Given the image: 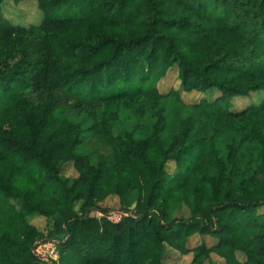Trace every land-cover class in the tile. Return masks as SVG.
I'll return each instance as SVG.
<instances>
[{"label": "trees", "instance_id": "1", "mask_svg": "<svg viewBox=\"0 0 264 264\" xmlns=\"http://www.w3.org/2000/svg\"><path fill=\"white\" fill-rule=\"evenodd\" d=\"M36 2L41 20L23 25L0 0V264H163L166 245L191 251L190 264L212 252L264 264V0ZM174 65L183 91L218 94L185 104L193 112L167 131L162 99L182 103L181 91L158 81ZM257 91L260 102L231 108ZM69 111L108 156L78 152ZM70 161L78 174L63 177ZM111 194L133 213L92 216ZM178 203L188 215L168 218ZM36 215L52 217L47 235ZM194 234L216 242L187 248ZM43 238L57 241L51 263L34 252Z\"/></svg>", "mask_w": 264, "mask_h": 264}, {"label": "rangeland", "instance_id": "2", "mask_svg": "<svg viewBox=\"0 0 264 264\" xmlns=\"http://www.w3.org/2000/svg\"><path fill=\"white\" fill-rule=\"evenodd\" d=\"M2 11L6 17L10 19L13 23H20L23 25H28L30 23H38L42 18V12L39 10L37 6L36 0H3L2 3ZM158 89L161 92H167L170 90H180V97L182 103L178 102L174 97L169 96L162 99V104L165 108L166 112V122H167V131H170L171 128L176 124L177 116L181 111H186L188 113H192L193 110L189 106L185 104H192L197 102L200 98H206L208 100L213 99L217 94V89H211L208 91H190L186 92L181 89L180 81L177 76V67L172 66L166 73L164 77H162L158 81ZM263 98V93L261 91L253 92L250 95L233 97L232 98V109H240L250 103H258ZM113 111H116L117 108H113ZM125 113H119V117L116 120V130L122 128V124L126 122L127 116ZM68 116L72 120L79 121L81 123L83 129V140L80 146H78V152H81L88 156L92 163H98L101 161L102 156H108L111 152L110 146L105 144L103 138L94 133L90 129V120L84 115H80L77 111H69ZM168 134V133H166ZM165 169L167 172H172L175 169V162L168 161L165 164ZM78 172L74 167L72 161L64 163L61 168V175L63 177L73 178L77 176ZM80 202L76 203V208L79 207ZM101 205L106 207L107 214L113 215L118 213H133L132 206L131 208H123L120 207L118 197L116 195L107 196L102 202ZM92 213V212H91ZM189 210L186 204L178 203L173 204L170 208L168 218L172 216H180V215H188ZM52 217H44L40 215H36L31 217L30 222L33 223L40 231H42L45 235L52 228ZM201 241L205 242L207 245H212L216 242V238L210 235H198L194 234L188 237L186 241V247L191 248ZM34 252L43 260L51 263L52 260L58 259V247L56 240H50L49 238L39 239L35 246ZM193 253L191 251L187 253H182L177 249H174L169 246H165L163 249V264H190L192 261ZM237 257L239 259H243L244 256L237 252ZM203 264H227L221 256L216 253H211L209 258L203 260Z\"/></svg>", "mask_w": 264, "mask_h": 264}, {"label": "built area", "instance_id": "3", "mask_svg": "<svg viewBox=\"0 0 264 264\" xmlns=\"http://www.w3.org/2000/svg\"><path fill=\"white\" fill-rule=\"evenodd\" d=\"M125 214H127V213H118V215H116V214H113V215H108L107 214V212H103V211H101V210H94V211H92V213H91V215L92 216H95V217H97V218H100V217H102V216H105L107 219H109L110 221H112V222H117V221H119L120 219H121V217L123 216V215H125Z\"/></svg>", "mask_w": 264, "mask_h": 264}]
</instances>
